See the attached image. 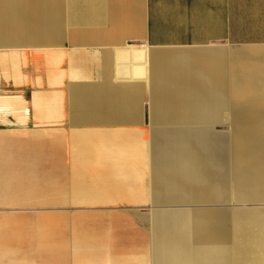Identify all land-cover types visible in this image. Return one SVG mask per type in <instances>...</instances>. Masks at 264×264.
Instances as JSON below:
<instances>
[{
    "label": "crops",
    "instance_id": "obj_1",
    "mask_svg": "<svg viewBox=\"0 0 264 264\" xmlns=\"http://www.w3.org/2000/svg\"><path fill=\"white\" fill-rule=\"evenodd\" d=\"M258 109L233 130L237 172L247 155L263 162L264 0H0V260L6 248H53L68 190L83 198L85 142L118 144L131 170L151 156L180 172L154 180L173 192L159 201H212L234 183L213 182L228 139L211 126Z\"/></svg>",
    "mask_w": 264,
    "mask_h": 264
},
{
    "label": "rangeland",
    "instance_id": "obj_2",
    "mask_svg": "<svg viewBox=\"0 0 264 264\" xmlns=\"http://www.w3.org/2000/svg\"><path fill=\"white\" fill-rule=\"evenodd\" d=\"M259 112L260 109L250 121L231 124L229 123L231 110H225L223 120L228 121L212 124V131L224 133L228 139V166L225 162L218 172L213 173L215 175L213 182L234 183V189L223 190L225 195L221 192L212 193V198H218L212 201L201 202L198 197L182 201L179 199L170 202L159 201L153 196L170 197L173 192L169 188H153L155 181L171 184L175 178H178L180 172H170L171 166L165 164L160 166L155 157L151 156L149 168L144 166L142 171L131 170L125 165L117 164L119 159L128 155V152L118 144L114 145L110 140H100L94 146L91 141L85 142L87 139L85 138L83 198H79L76 202L72 188L68 190V210L63 211L65 217L62 221L58 224L54 222L52 233L48 238V243L53 248H6L5 250L9 251L0 262L3 261L4 264H203L194 259L200 253L196 252V248H208L218 241L214 242V239L205 241L204 235H198L209 232L212 234V229L207 224L205 229L198 232L196 227L194 230L193 224L196 226L205 219L203 211L212 209L221 212L223 224L222 230H219L220 227L218 230L223 231L224 238L220 242L222 248L226 247L230 250L231 257L228 264H233L232 249L235 248L236 232L243 231L237 228L238 211L255 210L264 213V198L254 199L251 194L253 191H261L264 197V151L260 156L263 161L261 165H257L259 162L256 158L247 155L244 158L249 165L237 172L232 159V139L235 132L233 130L250 125L251 120L255 119ZM106 136L116 138L111 135ZM143 141L144 139L141 140L140 150L146 157L147 150L142 144ZM119 153L123 158H119ZM222 160L226 161V158ZM238 179L260 183L262 188L242 189L240 184L238 187L236 185ZM190 190L187 189L185 196L189 195ZM194 191L203 193L206 190ZM194 191L190 193H195ZM78 192L80 193L81 190L79 189ZM176 195L182 196L179 193ZM79 197H82L81 193ZM170 211H174L173 214L178 217L176 223L155 219L158 213ZM183 212L185 214H182ZM182 216L189 219L186 220L187 223L184 220L180 221L179 218ZM187 229L189 232L186 231ZM157 237L163 239L161 246L156 245ZM150 243L156 248H152ZM163 248H181V252L176 254L180 259H162L163 255L169 253Z\"/></svg>",
    "mask_w": 264,
    "mask_h": 264
},
{
    "label": "bare ground",
    "instance_id": "obj_3",
    "mask_svg": "<svg viewBox=\"0 0 264 264\" xmlns=\"http://www.w3.org/2000/svg\"><path fill=\"white\" fill-rule=\"evenodd\" d=\"M219 213V211H215L212 215H206L204 220L196 224L197 232L198 230L205 229L207 224L208 227L212 229V239H214V242L218 241V243L213 245L212 248H196V252L200 253L196 256V258H194L195 261L202 262L203 264L229 263L231 257L230 250L228 248H222L223 246L220 242L224 238V233L223 231L219 232L220 229L222 230L221 226L223 224V218ZM236 217L239 222L237 228L243 229V231L240 230L236 232L237 239L234 241L235 248L232 249V253L234 254L233 264H264V213H260L255 210L238 211ZM164 218H171L169 221L173 223L177 222V220L172 217ZM186 231H188V229ZM198 235L210 237L206 233ZM163 249L165 251H169V253H167V255H163L162 259H180L176 254L181 252V248ZM182 256L185 255L182 254Z\"/></svg>",
    "mask_w": 264,
    "mask_h": 264
}]
</instances>
